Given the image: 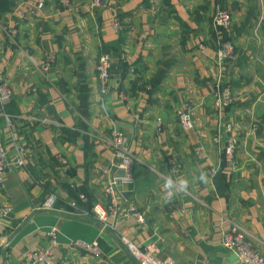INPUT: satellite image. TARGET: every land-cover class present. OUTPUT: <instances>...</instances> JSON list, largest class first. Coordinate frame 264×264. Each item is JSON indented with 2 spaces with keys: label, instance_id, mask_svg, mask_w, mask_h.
<instances>
[{
  "label": "crops",
  "instance_id": "0c3cea01",
  "mask_svg": "<svg viewBox=\"0 0 264 264\" xmlns=\"http://www.w3.org/2000/svg\"><path fill=\"white\" fill-rule=\"evenodd\" d=\"M9 1L13 7L0 16V72L13 98L9 114L0 107V138L9 152L26 148V165L0 187V264H30L27 254L43 248L53 264H138L121 235L154 246L160 260L237 264L221 243L233 224L264 255V0H71L69 8L45 0L42 9L37 0ZM216 6L232 14L224 35L235 63H217ZM118 18L126 38L102 95L96 64L102 43L119 38ZM154 78L157 86L143 89ZM226 86L234 102L218 109ZM186 106L194 121L188 131L177 116ZM115 130L138 159L134 183L120 187L119 197L145 223L111 219L100 233L91 210L108 204L102 167L113 158ZM218 134L223 144L237 140L235 167L223 162ZM52 195L56 204L45 209ZM6 207L12 210L3 215ZM71 239L97 241L101 254L73 249Z\"/></svg>",
  "mask_w": 264,
  "mask_h": 264
},
{
  "label": "built area",
  "instance_id": "2783aa9c",
  "mask_svg": "<svg viewBox=\"0 0 264 264\" xmlns=\"http://www.w3.org/2000/svg\"><path fill=\"white\" fill-rule=\"evenodd\" d=\"M59 4L64 8L71 6V0H58ZM93 5H98L99 0H92ZM45 5V0H37L35 7L42 9ZM233 18L228 9L216 6L212 15V26L217 34L216 60L218 64L224 61L235 63L237 55L233 42L224 38L225 32L232 28ZM114 28L121 30V22L116 19L113 23ZM112 56L108 52L100 53L96 71L99 81V91L105 95L109 91V81L111 78L110 70L112 67ZM54 56L52 54L47 56L44 69H48L53 62ZM13 98V92L9 86L6 78L0 72V107L3 110L4 106ZM126 95L122 93V99L126 100ZM234 102L231 88L224 87L219 91L215 101V107L220 109L228 107ZM178 121L181 127L188 131L193 128V113L192 108L186 106L177 112ZM157 131H161V120H157ZM214 142L219 147L223 162L236 166L235 156L237 150V140L230 136L222 143V138L218 134L214 137ZM110 143L114 148L113 158L109 163L102 167V171L108 175L105 184V193L108 196V204L102 205L95 203L92 206V214L99 223L100 233L107 231L110 226V220H117L119 218L133 217L138 223H145L144 214L141 213L134 205H122L120 195V187L130 186L134 183L133 169L137 162V157L132 154L127 148L126 138L119 131L112 133ZM26 165V148L21 144H16L12 152L6 148L4 142L0 138V187L5 188L6 175L15 169L24 167ZM217 170H208L207 173L213 175ZM83 198V196H82ZM56 204V197L50 196L44 203L45 209H52ZM11 207H6L2 210V214L11 212ZM57 228L51 227L47 231L48 236L56 237ZM121 243L126 247L129 254L137 261L138 264H176L173 260H160L156 256L154 246H143L132 241L126 235H121ZM71 248L82 251L87 254L98 256L101 254V249L97 241L85 242L82 240H69ZM221 243L224 248L233 252L237 257V264H264V255L261 254L254 246L253 240L248 236L237 224H233L231 228L222 234ZM30 264H53L52 254L49 248L31 251L27 254ZM197 264H210L207 259H202Z\"/></svg>",
  "mask_w": 264,
  "mask_h": 264
},
{
  "label": "trees",
  "instance_id": "16d2710c",
  "mask_svg": "<svg viewBox=\"0 0 264 264\" xmlns=\"http://www.w3.org/2000/svg\"><path fill=\"white\" fill-rule=\"evenodd\" d=\"M13 5H14V3L12 2V1H9V0H0V16L2 15V13L3 12H5V11H9L12 7H13ZM119 20H121V18H118ZM121 22V21H120ZM122 23V22H121ZM224 36V38H226V36L225 35H223ZM125 38H126V29L124 28V29H122L120 32H119V38H118V40H117V42H114V43H112L111 45H107V44H105V43H102V51H101V53H103V52H108V53H110L111 54V56H112V67H111V70H112V68H113V64H114V60L119 56V54H120V50H121V44L125 41ZM120 63H119V61H118V65H119ZM111 70H110V74H111ZM122 70H123V72L125 73H127V72H129L130 71V67L125 63H122ZM133 71L136 73V75H137V68H133ZM125 76V75H124ZM138 84V79L136 80V81H134V85H132V87L130 88L131 89V91L133 90V88H137V85ZM144 84V86H143V89H144V87L145 86H147V85H149V84H151L153 87L154 86H157V81L155 80V78L154 79H152V80H148L147 81V83H143ZM151 92V91H150ZM149 92V93H150ZM87 98L86 97H83L82 98V101H83V103H84V105H85V100H86ZM4 111H5V113H10V110L8 109V104H6L5 106H4ZM70 132V131H69ZM75 191H77V194L76 193H74V192H71V196L72 197H74V199H77L78 197H79V194H80V192L81 191H78V189L77 190H75ZM94 205V204H93ZM92 205V206H93Z\"/></svg>",
  "mask_w": 264,
  "mask_h": 264
},
{
  "label": "clouds",
  "instance_id": "9594fccd",
  "mask_svg": "<svg viewBox=\"0 0 264 264\" xmlns=\"http://www.w3.org/2000/svg\"><path fill=\"white\" fill-rule=\"evenodd\" d=\"M170 186H171V185H170ZM186 187H187L186 183H184V182H181V183H180V189H181V190H185Z\"/></svg>",
  "mask_w": 264,
  "mask_h": 264
},
{
  "label": "rangeland",
  "instance_id": "374dc122",
  "mask_svg": "<svg viewBox=\"0 0 264 264\" xmlns=\"http://www.w3.org/2000/svg\"><path fill=\"white\" fill-rule=\"evenodd\" d=\"M133 172H134V169H133Z\"/></svg>",
  "mask_w": 264,
  "mask_h": 264
}]
</instances>
